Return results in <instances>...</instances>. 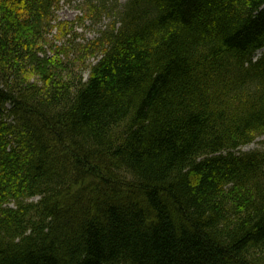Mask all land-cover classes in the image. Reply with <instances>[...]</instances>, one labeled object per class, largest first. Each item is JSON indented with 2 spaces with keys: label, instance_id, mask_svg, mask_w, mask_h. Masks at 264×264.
<instances>
[{
  "label": "trees",
  "instance_id": "16d2710c",
  "mask_svg": "<svg viewBox=\"0 0 264 264\" xmlns=\"http://www.w3.org/2000/svg\"><path fill=\"white\" fill-rule=\"evenodd\" d=\"M63 1L0 0V264H264V0H86L87 77Z\"/></svg>",
  "mask_w": 264,
  "mask_h": 264
},
{
  "label": "rangeland",
  "instance_id": "374dc122",
  "mask_svg": "<svg viewBox=\"0 0 264 264\" xmlns=\"http://www.w3.org/2000/svg\"><path fill=\"white\" fill-rule=\"evenodd\" d=\"M99 2L101 0H94ZM109 5L123 2L125 0H107ZM86 0H74L73 2H60L59 6L55 8L54 19L50 26H46L44 35L42 36V47H38V67L42 68L47 60L58 61L62 60L66 68L73 66L76 73L81 71L84 76H88L89 68L99 57L96 53H84L80 48L84 44L94 41L100 32L107 29L116 20L114 11L109 10L102 15V18L95 19L87 17L84 4ZM68 25L65 29V25ZM28 69H33L35 63L26 62ZM62 67H57L56 72L61 71ZM30 80L40 83V76L38 72L32 73ZM254 149L264 150V135L259 136L252 143H249L241 150L250 151ZM34 198L33 200H38Z\"/></svg>",
  "mask_w": 264,
  "mask_h": 264
},
{
  "label": "bare ground",
  "instance_id": "6f19581e",
  "mask_svg": "<svg viewBox=\"0 0 264 264\" xmlns=\"http://www.w3.org/2000/svg\"><path fill=\"white\" fill-rule=\"evenodd\" d=\"M36 197L39 198V200L42 198V195L41 194H36Z\"/></svg>",
  "mask_w": 264,
  "mask_h": 264
}]
</instances>
